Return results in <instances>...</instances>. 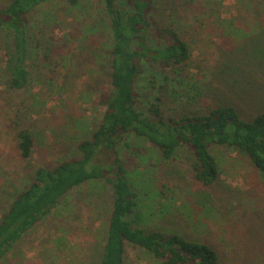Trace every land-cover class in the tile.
I'll use <instances>...</instances> for the list:
<instances>
[{
    "label": "rangeland",
    "instance_id": "rangeland-1",
    "mask_svg": "<svg viewBox=\"0 0 264 264\" xmlns=\"http://www.w3.org/2000/svg\"><path fill=\"white\" fill-rule=\"evenodd\" d=\"M8 1L0 0V7ZM150 1L148 13L157 25L181 32L192 52L191 64L167 72L173 79L160 92L167 115L202 113L206 104L221 100L235 105L244 119L264 111V0ZM25 28L28 82L20 90L9 87L6 73L13 31L0 28V216L30 184L35 168L81 155L78 143L96 129L104 111L98 98L111 89L113 38L104 0H82L77 6L66 0L42 2ZM146 36L151 46L168 42L155 25ZM146 68L138 92L145 113L164 76L152 64ZM189 78L201 80L203 96L188 85ZM181 80L191 96L203 98L198 105L181 94ZM21 129L35 138L28 158L18 147ZM131 136L125 138L131 146L120 147H125L122 159L138 195L133 217L139 225L210 244L221 264H264V173L234 149L212 145L220 176L216 184L205 185L195 178L187 146L166 159L147 138ZM97 159L109 163L113 157ZM113 200L106 180L72 189L61 200L64 213L54 209L37 222L18 242L20 254L3 264H99ZM60 234L67 238L66 258L50 251ZM139 254L128 246L126 264L147 262Z\"/></svg>",
    "mask_w": 264,
    "mask_h": 264
},
{
    "label": "trees",
    "instance_id": "trees-1",
    "mask_svg": "<svg viewBox=\"0 0 264 264\" xmlns=\"http://www.w3.org/2000/svg\"><path fill=\"white\" fill-rule=\"evenodd\" d=\"M45 1L48 0H9L0 7V28L13 31V52L6 70L11 89L20 90L28 82L26 19ZM66 1L77 6L82 0ZM104 2L113 43L111 89L98 98L104 107L102 117L90 136L78 143L81 155L63 159L52 167L35 168L30 184L12 199L6 213L0 216V264L10 256L14 258L15 252L20 254L16 250L18 242L52 210L64 213L66 206L61 200L69 191L93 180H106L112 185L114 195L99 264H126L128 246L136 248L140 258L151 264H221L218 251L210 244L138 224L133 217L138 195L122 159L125 147L120 145L130 147L125 138L134 133L158 146L166 159H172L180 147L187 146L192 151L190 160L195 178L211 186L220 176L217 158L210 149L212 145L234 149L264 173V111L252 119H244L235 105L221 100L214 106L206 104L202 113L183 110L178 116L167 115L164 95L160 92H166V86L169 89L173 79L167 72L180 71L192 63L187 40L173 27L157 25L148 13L150 0ZM151 25L168 36L166 45H149L146 31ZM150 64L164 76L158 95L145 113L138 105V92L142 77L145 79L147 75L144 66L150 67ZM188 81V85L197 89V96H203L201 80L189 78ZM181 82L184 85L181 94L190 95L187 81ZM191 97L197 105L203 100L195 94ZM18 139L21 154L28 158L35 145L34 134L29 129H21ZM104 155L113 160L104 163L97 159ZM60 224L66 227L63 222ZM66 245V236L60 234L50 251L58 252V258H66L70 256V251L62 254Z\"/></svg>",
    "mask_w": 264,
    "mask_h": 264
},
{
    "label": "crops",
    "instance_id": "crops-1",
    "mask_svg": "<svg viewBox=\"0 0 264 264\" xmlns=\"http://www.w3.org/2000/svg\"><path fill=\"white\" fill-rule=\"evenodd\" d=\"M142 264H151V263H148V262H143Z\"/></svg>",
    "mask_w": 264,
    "mask_h": 264
}]
</instances>
